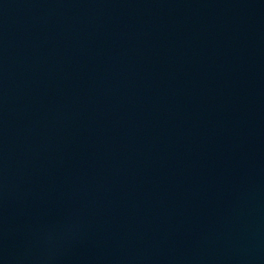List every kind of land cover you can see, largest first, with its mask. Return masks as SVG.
<instances>
[{
  "label": "water",
  "instance_id": "1",
  "mask_svg": "<svg viewBox=\"0 0 264 264\" xmlns=\"http://www.w3.org/2000/svg\"><path fill=\"white\" fill-rule=\"evenodd\" d=\"M0 264H264V0H0Z\"/></svg>",
  "mask_w": 264,
  "mask_h": 264
}]
</instances>
